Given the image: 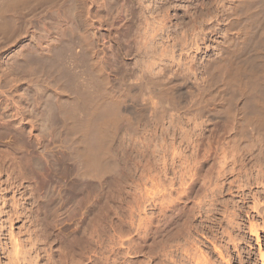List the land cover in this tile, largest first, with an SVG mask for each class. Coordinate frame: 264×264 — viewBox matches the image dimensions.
<instances>
[{
	"label": "rangeland",
	"instance_id": "rangeland-1",
	"mask_svg": "<svg viewBox=\"0 0 264 264\" xmlns=\"http://www.w3.org/2000/svg\"><path fill=\"white\" fill-rule=\"evenodd\" d=\"M260 1L248 0V8L264 19ZM221 7L216 0H0V264H153L152 258L181 264L189 258L183 251L188 235L183 232L184 241L180 231L160 232L157 194L165 160L208 157L199 170L200 196L182 198V214L210 199L204 190L219 171L225 140L233 151L264 160V125L255 129L243 123L240 129L232 122L226 129V122L246 108V96H233L230 107L223 96L219 99L216 59L226 51L225 38L240 31V26L226 29ZM193 37L196 46L183 51ZM243 55L249 66L252 57ZM259 61L253 64L264 69V60ZM105 89L124 97L115 109L114 128L98 137L99 163L96 158L89 163L77 143L74 125L85 115L76 111L75 98L91 93L100 98ZM95 130L90 137H96ZM197 143L203 144L200 151ZM174 171L167 172V182L174 176L178 186L185 177L182 187L188 189L193 176L182 175L180 167ZM263 176L245 189L264 205ZM236 184L219 188L218 203L224 198L225 209L223 202L216 207L208 200L206 209L215 211L195 215L188 248L197 245L190 249L194 255L202 252L209 264H264V210L256 209L251 192L244 195ZM141 219L152 228L145 241V230L137 226ZM129 237L135 238L137 254L121 244Z\"/></svg>",
	"mask_w": 264,
	"mask_h": 264
},
{
	"label": "bare ground",
	"instance_id": "bare-ground-1",
	"mask_svg": "<svg viewBox=\"0 0 264 264\" xmlns=\"http://www.w3.org/2000/svg\"><path fill=\"white\" fill-rule=\"evenodd\" d=\"M244 0H216V3L218 4V5H220V6H222L221 7V9H222V17H223V20H225L224 22H225V27H226V29H228V31H230L231 29H233L235 26L237 27H239L240 29V31L238 32L239 34L238 35H235V34H229L228 36H227V38H225V40H224V43L226 44L225 46L223 45V47H225V49H226V51L224 50L223 52H225L221 57H219L218 55V57L219 58H217L216 59V66L217 67H215V66H213V67H215V70H216V73H214V74H217V77L219 78L218 80H220V81H218V83H220L221 85H219L220 86V88H218L219 90V95H221L220 97H219V99L222 97V100H223V98L225 99L224 101H226V103L227 102H229V101H232L233 99H236V97H233V96H236V95H240V94H244L243 96H246L245 97V99H246V101H245V103H244V105H245V109H246V111H245V109H240V110H238V113H237V111H236V116L234 117V116H232V118H231V121L230 120H228V122H226V129L227 130H229L230 129V123H235L234 125H238V127L240 126V125H242L243 123H245V124H249V125H253V127H255V129L256 128H259L260 126L262 127L263 125H264V91L262 90V89H264V77H262V75H264V69H259V68H256L255 67V63H257V64H260V63H258V61L260 60H258L257 62H255L256 60L255 59H258L259 57L261 58V60H264V19L262 18V16L260 17V16H258V14H256L255 13V11L253 12H250L251 10L248 8L249 7V3H248V0H245V2H243ZM247 1V2H246ZM143 2V1H142ZM229 3L230 4V7H229V9H226V7H225V4L226 3ZM242 3H244V4H242ZM259 3H261V5H263L264 6V0H262V2L260 1ZM228 4V5H229ZM216 5V4H215ZM245 5V6H244ZM243 6L245 7L244 8V10H241L242 8H243ZM262 6V7H263ZM146 7V6H145ZM158 7V6H157ZM262 7H259V8H261L262 9ZM257 8V7H256ZM258 8V9H259ZM190 9V8H189ZM220 9V8H219ZM248 9H249V12H248ZM254 9V8H253ZM241 11V12H240ZM243 11V12H242ZM144 13V12H143ZM4 14H5V12H4ZM146 14V13H145ZM201 15V14H200ZM220 15H221V13H220ZM216 16H218V15H216ZM196 17V16H195ZM221 17V16H220ZM217 18V17H216ZM219 19V18H218ZM151 20V19H150ZM222 20V19H221ZM217 21V20H216ZM154 22H155V24H157V25H160V22L159 21H157V20H154ZM152 23V22H151ZM208 23V22H207ZM145 27V26H144ZM165 27V26H164ZM194 28V27H193ZM213 28V27H212ZM211 28V29H212ZM223 28V27H222ZM160 29V28H159ZM204 29V28H203ZM210 29V30H211ZM152 30H154V29H152ZM156 30H158V29H156ZM161 30H163V29H161ZM196 30V29H195ZM200 30V29H199ZM208 30V29H207ZM213 30H215V28H213ZM218 30V29H217ZM205 31V30H204ZM232 31V30H231ZM156 32V31H155ZM211 32V31H210ZM223 32V31H222ZM224 32H226V31H224ZM200 33H202V31L200 32ZM204 33V32H203ZM149 34V33H148ZM152 34V33H151ZM198 34V33H197ZM196 34V35H197ZM195 35V36H196ZM217 35V34H216ZM152 36H153V34H152ZM226 36V35H225ZM145 38H148V37H145ZM155 38V37H154ZM162 38V37H161ZM194 38V37H193ZM196 38V37H195ZM195 38H194V40H191V42L189 41H187L188 43H186L184 46H182V50L183 51H186V52H189V50L196 44L195 43ZM192 39V38H191ZM153 40V39H152ZM182 40V39H181ZM165 41V40H164ZM151 42V41H150ZM215 42H217V41H215ZM222 43V42H221ZM223 43V44H224ZM147 44V43H146ZM145 43H144V45H146ZM151 44V43H150ZM151 46V45H150ZM165 46V45H164ZM196 46V45H195ZM148 47V46H147ZM149 48V47H148ZM167 48V47H166ZM198 48V47H197ZM155 49V48H154ZM174 49V48H173ZM143 50H144V48H143ZM160 50H161V48H160ZM159 50V51H160ZM246 50H253L254 51V54L252 55V54H250V55H252V56H249V54H245L246 52ZM146 51V50H145ZM149 51H151V50H149ZM156 51V50H155ZM164 51V50H163ZM163 51H162V53H163ZM172 51V50H171ZM181 51V50H180ZM221 51V50H220ZM152 52V51H151ZM245 52V53H244ZM158 53V52H157ZM166 53V52H165ZM248 53V52H247ZM250 53H252V52H250ZM150 54H153V53H150ZM173 54H175V53H173ZM243 54H245V56L243 55ZM162 55V54H161ZM165 55H167V56H170L171 54L170 53H166V54H164L163 53V56H165ZM180 55H181V53H180ZM184 55V54H183ZM221 55V54H220ZM241 55H243L244 57H246V58H249V57H252L251 59H253L252 61H251V64L248 66L246 63H248L249 64V62H248V60L247 59H245V58H243V61H245L244 63H243V61L241 60V58H242V56ZM158 56H159V54H158ZM240 56H241V58H240ZM166 57V56H165ZM254 57V58H253ZM157 58V57H156ZM175 58V57H174ZM153 59V58H152ZM160 60V59H159ZM176 60V59H175ZM214 60H215V58H214ZM241 60V61H240ZM260 60V61H261ZM151 61V60H150ZM167 61V60H166ZM169 61V60H168ZM255 63H254V62ZM259 61V62H260ZM149 62V61H148ZM172 62H174V61H172ZM263 62V61H262ZM262 62H261V64H262ZM152 63H153V61H152ZM163 63V62H162ZM190 63V62H189ZM254 63V64H253ZM149 64H150V62H149ZM148 64V65H149ZM179 64V63H178ZM185 64V63H184ZM154 65V64H153ZM152 65V66H153ZM167 65V64H166ZM208 65V64H207ZM211 65V64H210ZM215 65V64H214ZM264 65V64H263ZM95 66V65H94ZM147 67V66H146ZM149 67V66H148ZM159 67V66H158ZM187 67H188V65H187ZM260 67V66H259ZM263 68V67H262ZM151 69V68H150ZM157 69V68H156ZM188 69V68H187ZM189 70V69H188ZM149 71V70H148ZM162 71V70H161ZM160 71V72H161ZM192 71V70H191ZM147 72V71H146ZM158 72V71H157ZM188 72V71H187ZM155 73V72H154ZM174 73V72H173ZM260 73H263V74H260ZM170 74V73H169ZM212 74V73H211ZM144 75V74H143ZM162 75V74H161ZM190 75V74H189ZM97 76V75H96ZM95 76V77H96ZM164 76V75H163ZM215 76V75H214ZM216 77V76H215ZM97 78V77H96ZM170 78V77H169ZM98 79V78H97ZM96 79V80H97ZM214 80H216V79H214ZM93 82V81H92ZM92 82H90L91 84H92ZM95 82V81H94ZM170 83V82H169ZM213 83V82H212ZM215 83V82H214ZM81 84V83H80ZM79 85V84H78ZM97 85V84H96ZM100 85V84H99ZM99 85L97 86V87H99ZM214 85V84H213ZM84 87V86H83ZM96 87V88H97ZM105 87V86H104ZM166 87V86H165ZM90 88V87H89ZM95 88V89H96ZM100 88V87H99ZM99 88H97V89H99ZM167 88V87H166ZM165 88V90H167ZM79 89V88H78ZM87 89V88H86ZM104 89V88H103ZM108 89V88H107ZM169 89V88H168ZM109 90V89H108ZM108 90H104V92L106 93V91H108ZM164 90V91H165ZM84 91V90H83ZM91 91V90H90ZM163 91V92H164ZM217 91V90H216ZM78 92V91H77ZM93 92V91H92ZM111 92V91H110ZM110 92H108V93H106V95H105V97H104V95L102 96V97H98L97 95H95L96 93H94V94H87L88 96H86L85 98H82V100L79 98H75L76 99V101H77V103H76V105L78 106V108H80V110H76V111H80V113H82L83 112V114L85 115V116H83V115H81L79 112H76L77 113V115L78 114H80L81 116H83V118L81 119V120H79L77 123H76V125H74V126H76L75 128H77L76 130H73V131H76V133L78 132V144L80 145V149H81V152L83 153V156H82V158H83V161H86V162H91V163H93V161L95 160V158L96 157H98V156H96L97 154V151H96V149H98L97 147H99L100 146V144L98 143L99 141H100V139L104 136V135H106V137H107V134L104 132V130L107 132V130L106 129H108V131H109V128H114L113 126H114V124H115V121H116V115H115V109H117V106L121 103L120 101L122 100V95L123 94H115V93H110ZM170 91H168V93H169ZM174 92V91H173ZM80 93V92H79ZM100 93H101V91H100ZM162 93V92H161ZM167 93V92H166ZM215 93V92H214ZM213 93V94H214ZM217 93V92H216ZM215 93V94H216ZM78 94V93H77ZM84 94V93H83ZM127 94V93H126ZM214 94V96H219L218 95V93H217V95H215ZM80 95H81V93H80ZM86 95V94H85ZM84 95V96H85ZM165 95H167V94H165ZM169 95H171V94H169ZM126 96V95H125ZM128 96V95H127ZM241 96V95H240ZM80 97V96H79ZM98 97V98H97ZM123 97H124V95H123ZM167 98H168V96H166ZM216 97V98H217ZM238 97V96H237ZM72 98V97H71ZM74 98V97H73ZM167 98H166V100H167ZM233 98V99H232ZM74 99V100H75ZM85 99V102L83 101ZM100 99V100H99ZM172 99H173V97H172ZM211 99V98H210ZM214 99V98H213ZM218 99V98H217ZM73 100V101H74ZM209 100V99H208ZM207 100V101H208ZM215 100V99H214ZM172 101V100H171ZM175 101V100H174ZM223 101V102H224ZM235 101V100H234ZM169 102V101H168ZM123 103H125V102H123ZM226 103H224V104H226ZM231 102H229V104H230ZM62 104V103H61ZM214 104V103H213ZM229 104L227 103V105H228V107H230L229 106ZM174 105V104H173ZM209 105V104H208ZM63 106V105H62ZM64 107V106H63ZM72 107V106H71ZM119 107V106H118ZM122 107V106H121ZM207 107V106H206ZM220 107H221V105H220ZM219 107V108H220ZM224 107H226V106H224ZM242 107V106H241ZM59 108H61V107H59ZM221 108H223V106L221 107ZM63 109V108H62ZM229 109V108H228ZM65 110H67V109H65ZM82 111V112H81ZM227 111V110H226ZM64 112V111H63ZM66 112V111H65ZM71 112V111H70ZM122 112H124V110H122ZM228 112V111H227ZM231 112V111H230ZM120 113V112H119ZM119 115V114H118ZM64 116V115H63ZM69 116V115H68ZM120 116V115H119ZM95 117H98L96 120H95ZM234 117V118H233ZM73 119V118H72ZM120 119H122V118H120ZM69 120H70V118H69ZM2 125H8V124H6L4 121H3V123H1ZM74 124V123H73ZM233 125V126H234ZM236 125V126H237ZM249 125H248V128H249ZM70 126V125H69ZM74 126H73V128H74ZM93 127H95L96 128V130L95 129H93V131L95 130V132H94V134H95V136L96 137H90L91 136V134L93 135V133H91V131H92V128ZM232 127V126H231ZM245 127V126H244ZM237 128V127H236ZM240 128V127H239ZM246 128V127H245ZM72 129V128H71ZM70 129V130H71ZM241 129V128H240ZM259 129H261V128H259ZM263 129V128H262ZM235 130H237V129H235ZM92 131V132H93ZM103 132H104V135H103ZM108 133V132H107ZM111 133V132H110ZM103 135V136H102ZM112 135H113V133H112ZM72 136H73V134H72ZM77 136V135H76ZM102 136V137H101ZM108 136H109V134H108ZM75 137V136H74ZM73 137V138H74ZM85 137V138H84ZM92 138L91 140H93V141H91V140H89L90 138ZM100 139H99V138ZM105 137V136H104ZM103 137V138H104ZM89 138V139H88ZM95 138H96V140H95ZM104 140H106V138L104 139ZM103 140V141H104ZM111 141V140H110ZM226 142H224L223 143V145H222V148H223V151H222V160L220 161L221 162V164H220V167H218L219 168V171H218V173H216L217 175H216V177L214 178V179H211L212 180V182L211 181H207V182H209L207 185L209 186H206V189L204 190V186H202V188H203V190L204 191H207L206 192V199H207V197H210V199H207V201H204V198H202L203 199V202H200L199 201V203L198 204H196V210H194V211H190V213H189V211H188V213L186 214H182V212H180L179 213V207H180V200L182 199V198H187V197H190V196H193V197H196L197 195H199L200 196V194H199V192L201 191H199V189H200V187H198L199 186V184H200V182H199V184H198V180L200 179V174H199V170H200V172H202L201 171V168H202V166H204L205 164H207V162H206V160L208 161V157H207V159L205 158V160L203 159V161H199V159H198V156L196 155V154H192V155H190L189 157H188V155L187 156H183V155H176V156H174L173 157V155H172V158L170 159V162L168 163V161H167V163H166V160H165V163H164V166H163V175H164V178L161 176V178H163V179H161V183H160V188L158 187V189H159V192H158V196H159V199H160V205H158L159 207H160V215L159 216H161L160 218H162V228H160L161 229V234H163L162 233V231L163 232H165L166 234H168V233H170V232H173L174 230H177V231H180V233H178V234H183V232L186 234V235H188L187 237H186V235H182L183 236V239H184V237H186V238H192L191 237V235H192V233H193V229H194V227H195V225H194V220H195V215L197 214V213H199L198 215L200 216V217H203L205 214H207L208 215V213H209V215L211 214V211H212V213L215 211L213 208L211 209V206H207V208L208 209H206V206H205V202H207L208 203V200H210V202H212L211 203V205H215L216 207H217V204L220 206H222L223 205V203L225 202V201H223V199L221 200V203H218V201L221 199L220 198V195H219V192H220V190L221 189H223V187H228V188H230L232 185H233V183L235 184L236 182H237V186L239 187V188H241V192L245 195V193L248 191V189H245V187L248 185V187L247 188H250V184H254L253 182H257V181H259V178H261V176L264 174V160L263 159H261L260 157H256L255 156V158L253 159V158H249V157H246L245 155H244V153L243 154H241L240 152H238V151H233L231 148H230V143H229V141H227V140H225ZM190 142V141H189ZM96 143H98L99 144V146H98V144L96 145ZM195 143V142H194ZM77 144V145H78ZM187 144V143H186ZM198 145H197V147H195V148H202L201 146L203 145H201V144H199V143H197ZM74 145H76V144H74ZM104 145H105V143H104ZM95 146H96V148H95ZM107 146V145H106ZM188 146V145H187ZM105 147V146H104ZM109 148V147H108ZM198 148V150L200 151V149ZM100 149V148H99ZM105 149H107V148H105ZM185 149V148H184ZM193 149V148H192ZM99 151V150H98ZM103 151H104V149H103ZM183 151V150H182ZM196 151H197V149H196ZM100 152H102V149H101V151ZM105 153H106V150L104 151ZM198 152V151H197ZM190 153V152H189ZM198 153H200V152H198ZM197 153V154H198ZM101 154V153H100ZM109 154V153H108ZM182 154H183V152H182ZM210 155V154H209ZM106 156V155H105ZM171 156V155H170ZM78 157V156H77ZM163 157V156H162ZM99 158V157H98ZM164 158V157H163ZM162 158V159H163ZM167 159V158H166ZM96 160L97 161H94V162H96V163H99V161H98V159L96 158ZM104 160V159H103ZM220 160V159H219ZM253 160H255V162L253 161ZM162 161V160H161ZM251 161H253V164H251L252 162ZM104 162V161H103ZM84 163V162H83ZM209 163V162H208ZM86 164V163H85ZM169 164H171V166L173 167V166H176V167H180V171H181V174L182 175H185V174H187V173H190L192 176H193V183L189 186V188L188 189H183V187H182V185H183V183H186V182H184V178L183 177H181L180 179H179V185L178 186H180V187H178L177 186V183L178 182H176V179H175V177L174 176H172V177H168L169 178V181L167 182V179H166V175H167V172L169 171V170H171L172 169V171L173 172H175L174 171V168H176V167H171V169L169 168ZM81 165H82V163H81ZM92 165V164H91ZM178 165V166H177ZM251 167H253L254 169H256V172H257V174H255V175H251V172L254 170V169H252ZM204 168V167H203ZM247 168H251L252 169V171L250 172V171H248V170H250V169H247ZM97 169V168H96ZM204 170V169H203ZM207 170V169H206ZM209 170H211V169H209ZM96 171V170H95ZM217 171V170H216ZM255 171V170H254ZM179 172V171H178ZM207 172H209V171H207ZM185 173V174H184ZM204 173H206V172H204ZM210 173V172H209ZM212 173V172H211ZM159 174V173H158ZM201 175H202V173H201ZM206 175H207V173H206ZM214 175H215V173H214ZM202 177V176H201ZM207 177V176H206ZM264 177V176H263ZM153 178V177H152ZM155 178V177H154ZM160 178V177H159ZM179 178V177H178ZM210 178H213V177H210ZM205 179V178H204ZM202 180V179H201ZM206 180V179H205ZM210 180V179H209ZM159 181H160V179H159ZM192 182V181H191ZM205 182V181H204ZM203 182V183H204ZM258 183V182H257ZM205 184V183H204ZM259 184V183H258ZM202 185V184H201ZM257 185V184H256ZM235 187V186H234ZM155 188V187H154ZM179 188V189H178ZM219 188H221L220 190H219ZM234 189V188H233ZM153 190V189H152ZM157 190V189H156ZM202 190V191H203ZM227 190V189H226ZM230 190V189H229ZM247 190V191H246ZM250 190V189H249ZM81 191V190H80ZM244 191H246L245 193H244ZM157 192H154V193H157ZM251 192V197L254 199L253 201V203L255 204V206L254 207H256V209H258V210H261L262 209V211L264 210V205L262 204V202H260L258 199H259V197L258 196H256V194L255 193H253L252 191H249V193ZM255 192V191H254ZM203 193H205V192H203ZM239 193V192H238ZM248 193V192H247ZM248 193V194H249ZM176 194H178V195H176ZM221 194H222V192H221ZM247 194V195H248ZM152 195V194H151ZM150 195V196H151ZM194 195H196V196H194ZM202 195H204V194H202ZM244 195H240L241 197H243ZM259 195V194H258ZM149 196V197H150ZM239 196V197H240ZM147 197V196H146ZM222 197V196H221ZM246 197V196H245ZM257 197V198H256ZM244 198V197H243ZM145 199V198H144ZM195 199V198H194ZM197 199V198H196ZM195 199V200H196ZM246 198H244V200H245ZM157 200V199H156ZM153 201V200H152ZM182 201V200H181ZM197 201V200H196ZM147 202V201H146ZM154 202H155V200H154ZM209 202V203H210ZM223 202V203H222ZM228 202V201H227ZM206 203V204H207ZM208 203V204H209ZM141 204V203H140ZM159 204V203H158ZM227 205V204H226ZM225 203H224V209H225ZM194 206V205H193ZM215 206H214V208H215ZM95 207V206H94ZM146 207V206H145ZM213 207V206H212ZM227 207V206H226ZM195 208H192V209H195ZM210 208V209H209ZM220 208V207H219ZM92 209V208H91ZM144 209V208H143ZM221 210H222V208H220ZM138 210H140V209H138ZM177 210H178V212H177ZM189 210V209H188ZM254 210V209H253ZM143 211V210H142ZM141 211V212H142ZM223 211V210H222ZM227 211V210H226ZM257 211V210H256ZM262 211H260V212H262ZM219 212V214H220V212L221 211H217L216 212V214ZM184 213V212H183ZM222 213V212H221ZM225 213H227V212H225ZM232 213H235V212H233L232 211ZM229 214V213H228ZM197 215V216H198ZM213 215V216H212ZM211 216L212 217H214L215 215L214 214H212ZM196 216V217H197ZM230 216H231V214H230ZM229 215H228V217H230ZM236 216V215H235ZM207 217V216H206ZM205 217V218H206ZM211 217V218H212ZM217 217V216H216ZM227 217V218H228ZM233 217V216H232ZM149 218V217H148ZM159 218V217H158ZM208 218V217H207ZM210 218V219H211ZM153 219V218H152ZM156 219V218H155ZM212 220H213V218H212ZM215 220V222L216 223H218V220H220V219H214ZM222 220V219H221ZM230 220V219H229ZM233 220V219H232ZM231 221V220H230ZM131 223H132V220L130 221ZM219 222H221V221H219ZM112 223H114V222H112ZM147 222H144V221H142V219H141V221L137 224V226H138V228L140 227H143L142 229H144L145 230V232L144 233H146L145 235L144 234H142V235H144L142 238L144 239L143 241H145V240H148V239H150L152 236V232H151V227L149 226V225H147L146 224ZM149 223V222H148ZM199 223V222H198ZM201 223V222H200ZM153 225V224H152ZM157 225V224H156ZM205 225V224H204ZM221 225V224H220ZM148 226H149V228H148ZM160 226V225H159ZM112 227V226H111ZM113 227H115V226H113ZM120 227V226H119ZM157 227V226H156ZM198 227V226H197ZM197 227H196V229H197ZM135 228V227H134ZM225 228V227H224ZM115 229V228H114ZM159 229V230H160ZM139 230V229H138ZM253 230V229H252ZM251 230V231H252ZM134 231V230H133ZM154 231H155V229H154ZM158 231V230H157ZM176 231V232H177ZM227 231V230H226ZM142 233H143V231H141ZM202 232V231H201ZM211 232V231H210ZM134 233V232H133ZM159 233V232H158ZM124 234V233H123ZM166 234H165V236H164V238H167L166 237ZM176 234V233H175ZM175 234H173V235H175ZM121 235H122V233H121ZM133 235V234H132ZM141 235V234H140ZM159 235V234H158ZM157 235V236H158ZM164 235V234H163ZM169 235V234H168ZM177 235V234H176ZM118 236V235H117ZM120 237V236H119ZM121 237H123V236H121ZM126 237V236H125ZM133 237V236H132ZM138 237V236H137ZM140 237V236H139ZM161 237H162V235H161ZM171 237V236H170ZM118 238V237H117ZM154 238V237H153ZM186 238L184 239V241L186 240ZM213 238V237H212ZM122 239V238H121ZM134 240H135V238H133ZM133 239L131 238V237H129V238H126V239H122V241H121V244H123V245H126V247H127V253H135V254H137L138 252H140V251H138V250H136L135 251V249H138V248H136L135 246V244H134V242H132L133 241ZM175 239V238H174ZM189 239L188 240H186L185 241V247L183 248V251H184V253H186V256H188L189 258H190V260H191V258H193V263L194 264H199V262L201 261V262H203L204 263V261H206L207 259H204L205 258V255H204V257H203V254H202V252H200L201 253V255L200 256H202L203 258H201V260H200V256L198 255L199 254V252L197 253V255L199 256L198 258H199V261H198V258H196V256L197 255H194L196 252L195 251H193L192 252V250L190 249V248H192L193 249V247L191 246L190 248H188V246H190V244L188 243L189 242ZM167 240V239H166ZM212 240V239H211ZM120 241V240H119ZM140 241V240H139ZM168 241V240H167ZM166 241V242H167ZM174 241V240H173ZM178 241V240H177ZM183 241V242H184ZM188 241V242H187ZM192 241H193V239H192ZM154 242V241H153ZM165 242V241H164ZM182 242V241H181ZM186 242L189 244H187V246H186ZM119 243V242H118ZM172 243V242H171ZM213 243H215V242H213ZM134 244V245H133ZM178 244V243H177ZM180 244V243H179ZM171 245V244H170ZM182 245V244H181ZM184 245H182V246H184ZM191 245H193V244H191ZM149 246V245H148ZM173 246H175L176 247V245H173ZM172 246V247H173ZM138 247V246H137ZM163 247H164V245H163ZM168 247V246H167ZM170 247V246H169ZM187 247V248H186ZM186 248V250H184ZM194 248H197V245L194 247ZM215 248H216V245H215ZM143 249V248H142ZM166 249V248H165ZM170 249V248H169ZM171 249H173V248H171ZM199 249V248H198ZM114 250V249H113ZM181 250V249H180ZM191 250V251H190ZM194 250V249H193ZM168 251V250H167ZM171 251V250H170ZM173 251V250H172ZM175 251H176V249H175ZM179 251V250H178ZM182 251V252H183ZM186 251V252H185ZM196 251H199V250H196ZM143 252V251H142ZM163 252V251H162ZM174 252V251H173ZM172 252V253H173ZM177 252V251H176ZM176 252H174V254H170V255H175V253ZM190 252H192V254L190 253ZM166 253V252H165ZM168 253V252H167ZM150 254V253H149ZM156 254V253H155ZM177 254V253H176ZM179 254V253H178ZM153 255V254H152ZM165 255V254H164ZM169 254H167V256H168ZM154 256V255H153ZM176 256V255H175ZM193 256V257H192ZM158 257V256H157ZM164 257H166V256H164ZM180 257V256H179ZM188 257H186V258H188ZM188 258V259H189ZM150 259V258H149ZM148 259V260H149ZM187 259V260H188ZM202 259H204V261L202 260ZM172 260V259H171ZM170 260V261H171ZM179 260V259H178ZM187 260H185L184 259V261L185 262H180L181 264H186L187 262ZM198 261V262H197ZM208 261V260H207ZM205 262L206 264L208 263L209 264V262ZM152 262H153V264H163L164 262H163V259L161 258V259H155V258H152ZM175 262V261H174ZM179 262V261H178ZM191 262V261H190ZM200 262V263H201ZM142 263V262H141ZM203 263H201V264H203ZM204 263V264H205ZM166 264V263H165ZM192 264V263H191Z\"/></svg>",
	"mask_w": 264,
	"mask_h": 264
}]
</instances>
